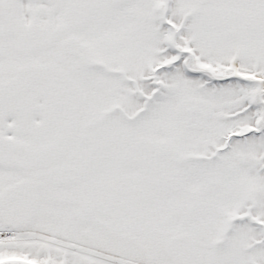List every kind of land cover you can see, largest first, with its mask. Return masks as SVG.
I'll list each match as a JSON object with an SVG mask.
<instances>
[{
    "label": "snow or ice",
    "instance_id": "6c2138e0",
    "mask_svg": "<svg viewBox=\"0 0 264 264\" xmlns=\"http://www.w3.org/2000/svg\"><path fill=\"white\" fill-rule=\"evenodd\" d=\"M0 264H264V0H0Z\"/></svg>",
    "mask_w": 264,
    "mask_h": 264
}]
</instances>
